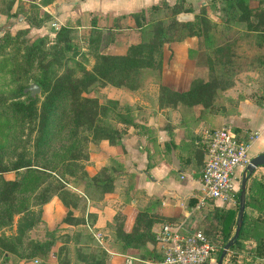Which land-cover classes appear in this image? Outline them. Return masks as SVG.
<instances>
[{"label":"trees","instance_id":"16d2710c","mask_svg":"<svg viewBox=\"0 0 264 264\" xmlns=\"http://www.w3.org/2000/svg\"><path fill=\"white\" fill-rule=\"evenodd\" d=\"M215 1V0H214ZM229 1L228 8L236 9L238 12L233 14L232 21L238 23H244L248 32L258 35L264 40V8H260L255 12L247 5L245 0H219ZM181 3L183 8L175 6ZM190 4L184 0H174L171 5H168L164 0H160L158 4L150 5L147 9V18L149 16L154 18L151 22L144 18V11L133 12L130 14L133 20L135 31L138 33L139 40L134 43H129L123 53H110V51H101L100 47L96 46L98 42L102 41L104 35L95 25V19L91 18L89 26L83 31L84 37L87 43L92 45L93 63L89 70L80 68V76L74 77L73 70L71 68H65L64 72L57 77H54L45 70L49 65L45 62L43 72L34 80L42 93L44 94L38 107L35 105L37 99L31 98L29 93L22 100H14L11 102L10 107L15 112L26 118L28 121L35 120L36 138L34 145L36 149L45 146L52 136V128L54 125V116L57 108L61 103V99L66 98L69 100L70 109V124L76 128H84L90 135L92 142L97 143L101 140L106 141L110 145L120 144V139L126 129L132 126L138 136H146L152 138V129L144 124L142 119V112L139 111V107L134 105H124V112L118 109L119 104L116 99L105 98L106 102H99L97 97H87L83 94L89 92L90 88L99 84V87H103L109 84L115 88L128 89L134 91L135 88H139L142 84L141 74L145 71H158L162 66V50L167 42L179 41L183 38L194 36L192 19H179L176 14L191 12ZM169 10V14H172L174 18H171L168 24L164 23L161 18V12L163 10ZM157 13V15H154ZM157 16V18H156ZM50 16L42 15L40 17H34L27 20L28 26L40 27ZM146 20V21H145ZM230 19L223 20L224 24H228ZM203 28L209 27L210 23L206 18H200ZM172 26L169 32L168 26ZM118 25V24H117ZM71 29L67 26L60 27L54 34L53 48H56L53 55V61L58 60V54L61 53L62 47H57L63 42V48H68L67 43L69 41ZM108 37V41L114 39L113 31L108 30L105 32ZM42 38L37 37L33 41H30L26 47L27 57L31 58L37 51L40 50ZM233 45L225 44V50L223 46L218 49H222L225 54L229 51L230 59L233 55ZM216 47L214 44L211 46L209 57H212V49ZM215 49V51L217 52ZM43 53L42 56H45ZM208 54V52H207ZM171 56L169 52L168 58ZM207 58V59H208ZM218 59L215 57L214 62ZM225 61V60H223ZM229 60L226 59V62ZM254 61V60H253ZM260 63L262 59L260 58ZM211 62V61H210ZM260 65V64H257ZM212 68V64L210 69ZM242 69H245L242 68ZM53 80V81H52ZM52 81V82H51ZM128 81V84H127ZM232 81H225L211 77V79H200L192 77L189 81L188 87L183 91H176L167 85H159L158 93L155 98L157 107L163 108H179L180 111L192 113V107L199 104L198 115L191 120L194 123L202 121L201 118L206 115L219 112V115L227 116L236 113V106L228 105H216L215 97L217 91H223L233 86ZM27 87V86H26ZM25 88V87H24ZM22 87L17 88V95L23 94ZM163 98L165 100H163ZM241 99V98H240ZM262 99L258 98L253 102L256 105H261ZM229 103H238V100L228 98ZM119 106V105H118ZM111 111L114 116H117V123H120V127L113 126L107 120L106 114ZM140 119L134 121L135 116ZM205 111V112H204ZM202 113V114H201ZM205 113V114H204ZM214 116V115H213ZM183 117V123L187 124L186 116ZM142 121V122H141ZM234 134L237 140L247 141L249 135L244 132H240L239 128H233ZM196 139V136L192 137ZM195 146V147H194ZM205 152L204 142L197 141L193 144V149L190 151L191 158L198 168V174L201 173L203 165V156ZM28 161H15L11 164L10 170L16 171L19 168L29 167ZM85 171V170H84ZM124 171L120 162L115 159L111 160L110 165H102L97 168L93 175L88 176L82 174L84 184L91 186L93 193H96L95 200L100 199L103 193L112 192L114 179L120 172ZM73 176V175H72ZM255 182L252 185L251 182ZM19 188V181L16 179L5 180L0 179V227L7 225L12 221L13 214H18V220L16 223V234L13 237H8L4 234H0V252H7L15 255L21 261L22 264L26 263V259L38 258L41 263H45L43 257H50V259H56L57 264H78L76 255L87 250V243L83 242L84 232H86L90 240L93 241V231L89 229L91 227L94 214H87V231L82 230L80 232H73L74 245L69 250L65 246L58 248L57 253L53 251L55 244V238L50 231L45 232L43 239L26 238V232L36 229L38 223H43L40 217V210L35 212L31 209L32 205L23 206L21 209L14 208V193ZM126 191V190H125ZM239 189L233 192L234 199L237 202ZM71 200L66 204L62 200V204L69 210L63 218L64 221L69 220L71 209H78L84 207L86 200H94L88 192L80 189V193L71 192ZM38 198L37 205H42L50 198L44 192L34 196ZM193 204V200H190V205ZM154 205V200L149 199L148 203L141 208L132 211V220L129 227H126L127 216L122 211H116L112 216L111 224H108V228L111 231V240L107 243L109 248L116 251L125 253L132 258L141 260H153L156 264H161V255L154 247V239L152 233V226L154 223L174 222L173 218L159 215L157 212L152 211L151 207ZM254 212H248L247 208ZM202 208H206V217L203 223H199V227L193 226L194 212H192L185 224L191 231L199 230L207 238L209 243L213 246L212 256L213 264H216L219 253L225 244V242L232 236L235 227V218L237 212L236 208L214 206L209 203H205ZM249 215V216H248ZM246 240H251L253 246L251 249L244 247L243 243ZM77 243L80 245L76 246ZM147 244L152 245V249H149ZM69 251V255L63 251ZM251 251V257L241 256L240 264H253L254 257H264V180H257L251 174L247 179L245 189L244 211L242 216V224L239 229L238 235L234 243L227 250V261L235 262L236 257L242 252ZM239 253V254H237ZM31 259V260H32ZM207 263V264H211ZM51 264V263H50ZM81 264H105V252L103 249L98 248L94 254L93 261L90 263L83 262ZM128 264H141L136 260H131Z\"/></svg>","mask_w":264,"mask_h":264},{"label":"rangeland","instance_id":"374dc122","mask_svg":"<svg viewBox=\"0 0 264 264\" xmlns=\"http://www.w3.org/2000/svg\"><path fill=\"white\" fill-rule=\"evenodd\" d=\"M58 2L60 3L62 0H0V179H16L19 181V188L14 193L13 204L15 209L19 210L23 206L32 205L31 209L34 212L40 210V217L43 223H38L36 229L26 232V238L43 239L45 232L48 230L55 238L53 251L56 253L61 246H65L69 250L72 248L73 239L70 236H73V232L67 234L57 227V225L50 227L51 229L46 227L42 213L45 203L37 205L38 198H34V196H38V194L44 192L50 197L47 202L52 197H56L61 203L63 200L68 204L72 197L71 192L79 194L80 189L83 188L84 191L91 195V198L94 199L93 201H97L98 199L95 200V197H97L96 193H93V189L89 184L88 186L84 184L85 179L82 176V174H88L86 165L93 166L94 160L92 158L98 157L97 155H92V144L94 142H92L89 133L84 128H76L70 124L69 100H67L69 95L61 99V103L56 110L50 140L45 146H40L38 149L34 145L36 138L35 120L28 121L26 118L21 117L20 114L15 113L11 109L10 104L12 101L22 100L28 95V91L23 92L22 95H17V88H24L34 82L43 72V64L45 62H48L47 64L49 65L45 70L54 77L60 76L66 67L73 70L74 77H78L81 74V67L89 70L92 66L94 50L92 45L87 43L83 33L90 19L84 17L63 18L62 24L56 22L51 15H53L55 7L59 6ZM245 2L254 12L260 8H264V0H245ZM228 3L230 2L208 0L206 3L195 5L189 13L176 14L178 18L181 14H188L191 15L190 19L193 18L192 24L195 35L190 37L193 38L191 44L193 46L196 45L197 52L191 56L196 60V63L192 65L191 71L195 73V77L200 79L215 77L219 81L229 80L233 82V86L230 88L217 91L215 101L218 106L238 105V103H229L228 98L234 100L249 98L252 101H256L258 98L261 100L264 95V40L258 37V35L248 32L244 23L231 20L233 14L238 11L236 9H229ZM175 6L183 8L181 3ZM45 14L50 16V18L40 27L28 26V19ZM17 15L21 18H18ZM160 16L166 24L170 22L171 18H174L172 14H169L168 9L163 10ZM200 18H206L210 23L209 27L203 28ZM145 19L148 23L154 20L150 16ZM226 19H230L231 21L228 24H224L222 21ZM63 25H67L71 29V38L67 43L68 48H63V42L57 45V47H62V49L61 53L58 54V60L53 61L54 57L52 53L56 49L53 48L54 34ZM170 29L173 28L169 24L167 30L172 32ZM105 32H102L104 38L96 46H99L101 51L107 52L110 50V41H108ZM37 37L42 38L40 50L31 58H28L26 47L30 41H33ZM119 38L121 37H118L117 42H119ZM186 38L179 41H184ZM179 41L167 42L168 49L171 43ZM212 44L216 47L212 49L213 56L208 58ZM225 44H234L232 47L233 55L230 59H228L230 54L228 50L226 54L222 49L217 50L218 47L221 48L222 46L225 50ZM43 53H46L45 56H42ZM217 56L218 59L214 62ZM260 58L262 59V63L259 61ZM226 59L229 61L226 62ZM211 64L212 68L210 69ZM165 65V70L164 68L163 70L160 68L158 71H145L141 74L142 84L139 85V88H135L133 94L128 89L115 88L109 84L99 87L97 83L90 88L89 92L83 95L97 97L102 104L106 102L105 98L112 97L111 99L118 101L119 106L117 105V107L122 112H124V107L122 106L128 104V96L130 99L137 96L136 102L139 103L141 100V104L151 107L154 103V98L157 96L158 86L165 84L161 83L162 78L164 77L170 82H175L174 69L178 70L183 67L180 61L175 60L171 56ZM244 67L245 69H242ZM183 86L179 85L177 87L179 89ZM187 87L185 86V88ZM108 95L111 97H108ZM43 96L44 94L41 89L38 94H35L34 97L37 99L35 105L37 107ZM163 100L165 99L163 98ZM200 108L199 104L192 107L193 112H196ZM219 114L217 112L213 116L212 114L208 115L206 112V115L201 118L203 122H207V125L200 127L203 142L205 131H210L221 126L234 128L222 120ZM106 117L111 125L116 127L121 126L120 123H117L118 117L114 116L111 111L106 114ZM207 118H209L211 126H209L210 123L206 120ZM159 121L161 124H164L162 119L159 118ZM124 134L120 141L124 137ZM120 145L121 142L116 146L120 147ZM15 161H28L30 165L29 167L12 171L9 168ZM198 170L196 168L197 173ZM90 172L92 173V169ZM120 174H128V171H122ZM251 175L257 180H264V165L256 167ZM240 177L235 184L236 189H238ZM251 183L254 185L255 182ZM121 199H123L124 203L128 204V193L122 194ZM236 206L237 202L234 200V203L230 207L234 209ZM247 211L249 213L254 212L253 214L256 213L255 211H251L249 207ZM193 212V226L198 228L199 223H203L207 210L206 208H201ZM18 217V214H13L12 221L0 227V234L13 237L16 234ZM84 217L87 222V216L85 215ZM112 217L108 218L107 224H111ZM131 218L132 213L128 215V224ZM177 221L180 220H174V222ZM186 222H188L187 219ZM156 224L154 223L153 227ZM84 236L82 238L83 242L87 243V248L89 249L90 246H93V241L90 240L86 232H84ZM98 248H101L100 244L94 247L95 252ZM65 252H68L67 254L69 255V251H63L61 255ZM31 259H26L25 264H32ZM42 259H44L46 264H57L56 259H50V257H43ZM0 264L22 263L15 255L0 252Z\"/></svg>","mask_w":264,"mask_h":264},{"label":"crops","instance_id":"0c3cea01","mask_svg":"<svg viewBox=\"0 0 264 264\" xmlns=\"http://www.w3.org/2000/svg\"><path fill=\"white\" fill-rule=\"evenodd\" d=\"M164 1L168 5L174 2V0ZM184 1L194 8L195 5L206 3L208 0ZM159 2L160 0H62V2H58L59 4L57 3L59 6L55 7L51 17L60 24H62L63 18H94L95 25L99 30L102 32L113 31L114 39L113 42L109 43L110 53H123L129 43L139 40L130 14L143 10L144 18H147L146 9L150 5ZM154 15H157V13ZM17 17L21 18L19 15ZM89 22L85 29L89 26ZM118 37H121L119 42H117ZM192 40L193 38L189 37L184 41L173 42L169 49L165 44L162 50V70L166 68L165 64L169 60L167 59L169 52H171L172 58L183 64L181 69H174L175 82H170L164 77L161 81V83H165V85L177 91L186 89L185 86H188L190 79L195 76L191 68L196 60L191 56L196 54L197 47L191 44ZM179 85L185 86L178 89L177 86ZM129 92L134 93V91ZM108 97L111 96L108 95ZM136 99H138L137 96L132 99L128 96V105L137 106L140 108L139 111L142 112V119L135 116L136 111L134 112V121L144 119V124L152 129L153 139L138 136L135 129L129 126L121 140L120 147L110 145L104 140L92 144V155L98 157L92 158L94 168L86 165L87 175L91 176L98 167L110 165L111 160L115 159L122 164L123 170L128 171V174H118L114 179L112 192L103 193L99 200L87 199L84 207L71 209L67 221H64L63 218L69 209L58 198L52 197L44 204L42 213L46 227L51 229L50 227L57 225L67 234L82 230L87 231L84 216L89 213L94 214L89 229L93 231L92 236L97 234L98 238L96 239L93 236V246L87 248L85 253L82 252L76 255L75 258L78 264L92 262L95 254L94 247L98 244L105 252V264H128L125 262L126 257L129 256L128 252L122 253L107 246V243L111 240V231L108 228L107 220L116 211H122L129 215L132 211L143 208L151 198L154 200V205L151 207L152 211L173 218V220H186L193 212L191 210L200 194V174L196 172V166L190 153L193 144L202 141L200 127L207 125V122L194 123L191 121L193 117L198 115L199 110L193 112L192 109L190 114L189 112L180 111L178 107L158 108L155 98L153 105L146 107L141 104V100L138 103ZM182 116L187 118L186 125L183 123ZM219 117L230 126L237 127L240 132L247 133L252 137L249 140L248 147L250 156L264 152V99L261 105H256L252 99L242 98L238 102L234 115H220ZM159 118L162 119L164 124H161ZM206 120L210 123L208 125L211 126L209 118ZM193 136L197 138H193L192 141ZM91 169L92 173L90 172ZM236 182H234V187ZM126 193H128V204L121 199V195ZM190 200H193L192 205H190ZM127 220L126 227H129L132 218L129 224ZM159 224L161 223L158 222L152 228L154 229ZM78 245L80 243L76 244V246ZM243 245L251 249L253 242L246 240ZM226 255L221 264H240L241 256L247 259V257L252 256V253L249 250L242 252L236 257L235 262L227 261ZM252 262L253 264H264V257H254Z\"/></svg>","mask_w":264,"mask_h":264},{"label":"built area","instance_id":"2783aa9c","mask_svg":"<svg viewBox=\"0 0 264 264\" xmlns=\"http://www.w3.org/2000/svg\"><path fill=\"white\" fill-rule=\"evenodd\" d=\"M247 141L237 140L229 126H221L205 131L203 140L205 152L199 178V196L192 211L201 209L205 203L229 207L234 203V182L240 177L250 155ZM154 247L161 255V264H207L213 260V246L199 230L191 231L185 219L177 222H164L152 229ZM93 234V233H92ZM96 239L97 234L93 235ZM141 264H156L153 260L126 257ZM32 264L41 263L38 258ZM56 264V263H54Z\"/></svg>","mask_w":264,"mask_h":264},{"label":"water","instance_id":"95a60500","mask_svg":"<svg viewBox=\"0 0 264 264\" xmlns=\"http://www.w3.org/2000/svg\"><path fill=\"white\" fill-rule=\"evenodd\" d=\"M191 15L188 14H181L179 15V19H190ZM29 92V95L31 98L35 96V94H38L40 92L39 86L32 82L28 84L27 87L23 89V92ZM264 165V152L254 154L251 156L247 162V164L244 167V170L241 174L240 180H239V193L237 198V212H236V218H235V227L233 230L232 236L225 242L223 245L219 256L217 258L216 264H221L224 256L226 255L227 250L230 248V246L234 243V241L237 238L239 229L242 224V216L244 211V200H245V184L246 180L249 177V175L254 171V169L258 166ZM149 246V249H152V245L147 244Z\"/></svg>","mask_w":264,"mask_h":264}]
</instances>
